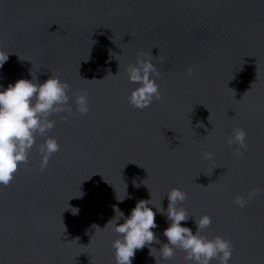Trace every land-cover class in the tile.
<instances>
[{
  "label": "water",
  "instance_id": "obj_1",
  "mask_svg": "<svg viewBox=\"0 0 264 264\" xmlns=\"http://www.w3.org/2000/svg\"><path fill=\"white\" fill-rule=\"evenodd\" d=\"M0 51L5 87L54 75L73 109L50 117L60 148L47 167L37 133L28 162L0 184V264H115L113 206L127 216L151 198L166 209L172 188L190 217H211L201 235L231 241L230 264H264V192L233 202L264 188V0H0ZM138 57L160 73L161 98L143 109L128 99ZM236 128L247 133L239 156L227 143ZM156 221L167 242L166 214ZM152 254L137 250L133 264H192L179 248Z\"/></svg>",
  "mask_w": 264,
  "mask_h": 264
},
{
  "label": "clouds",
  "instance_id": "obj_2",
  "mask_svg": "<svg viewBox=\"0 0 264 264\" xmlns=\"http://www.w3.org/2000/svg\"><path fill=\"white\" fill-rule=\"evenodd\" d=\"M8 57L9 53L0 51V68ZM126 71L128 80L136 85L128 97L134 107L143 109L150 106L154 99L161 98L156 82L160 73L150 59L138 57L136 63L128 65ZM187 72L191 75L192 68H188ZM31 75V79L19 78L14 83L9 82L6 87L0 83V184L5 186L12 181L19 165L28 162L37 133L46 137L40 145V168L43 170L47 167L52 154L60 148L54 137L46 136L55 126V121L50 117L59 113L73 114L68 95L70 85L67 81L51 75L40 82L36 76ZM75 105L80 114L89 111L86 92L76 97ZM63 119L66 120L67 116ZM246 136L244 129L236 128L228 137L227 143L230 146L239 145L235 149L237 156L242 155V149L247 148ZM203 155L208 159L213 156L211 152H205ZM260 192H264V188L253 189L247 198L238 195L233 202L243 208ZM127 197L125 190V195L118 200L122 202ZM167 199L169 203L166 209L156 207L151 203V198L140 199L127 216L118 206H113L115 215L106 226L111 225L113 231L118 234V238L112 241L115 264H133L136 251L146 246L150 255L154 256L152 253L158 251L160 258L164 260L172 258L179 248L186 253L185 260L192 264H212L214 259L218 264H230L234 250L231 241L221 236L210 239L201 235V230L211 224V217L207 214L198 219L190 217L183 207L178 206L187 199V194L179 188H172L167 194ZM72 209L76 210L75 213L79 211L76 207ZM157 213L166 214L168 226L163 229V235L167 242H161L154 232V229L159 227L156 221ZM121 219L122 223L119 222ZM189 219L194 220L195 231L187 224L181 223ZM153 242L161 246L156 248Z\"/></svg>",
  "mask_w": 264,
  "mask_h": 264
}]
</instances>
